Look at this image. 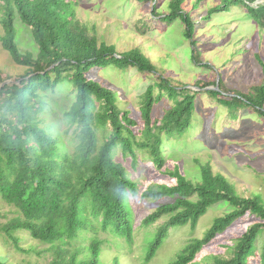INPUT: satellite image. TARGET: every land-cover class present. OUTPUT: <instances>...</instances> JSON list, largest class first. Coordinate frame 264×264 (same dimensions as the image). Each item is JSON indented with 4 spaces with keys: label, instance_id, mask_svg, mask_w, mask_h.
I'll use <instances>...</instances> for the list:
<instances>
[{
    "label": "trees",
    "instance_id": "trees-1",
    "mask_svg": "<svg viewBox=\"0 0 264 264\" xmlns=\"http://www.w3.org/2000/svg\"><path fill=\"white\" fill-rule=\"evenodd\" d=\"M164 1L169 11L165 18L170 21L180 18L185 23V35L193 45L196 63L202 62L203 51L197 47L194 10L206 7L201 20L209 26L214 15L239 6L264 29V1ZM75 3V0H0L2 46L16 63L26 67L16 80H11L13 75L0 68V194L20 212L1 229L19 249L22 247L15 234L18 229L28 230L34 239L48 244L46 251L52 257L47 264H105L101 260L105 239L97 234L99 225L129 242L134 239L128 206L129 195L137 191V181L115 158L117 148L120 146L125 155H130L134 165L136 148L147 149L153 162L162 166L164 139L181 136L191 126L200 91L216 86L219 81V90H205L219 104L235 113L249 108L264 117V83L254 84L244 92L227 87L221 76L217 80L216 75L210 80H198L195 86L199 91L179 85L174 77L157 73L156 66L139 46L120 50L100 38L97 25L89 27L79 18ZM184 4L191 9L184 8ZM158 5L155 3L152 9L157 16L161 15L157 12ZM16 14L30 27L38 45L37 53L19 46ZM256 57L264 74V58L259 53ZM110 65L120 69L137 67L156 76L142 95L144 128L139 139L133 130L137 121L130 110L117 104L115 91L88 77L93 68ZM5 80L11 81L2 85ZM62 81L72 83L75 94V100L65 113L67 122L74 125L76 131L77 144L72 153L60 152L56 138L40 125V114L49 111L45 108L44 93L55 92ZM156 87L162 91L157 95ZM164 94L174 103L161 117L153 118L154 105ZM100 131L103 133L99 134ZM168 174L174 179L173 183L148 186L142 192V196L148 198H171L143 218V223L149 225L167 216L157 228L145 261L155 256L172 227L190 225L195 228L211 206L225 201L232 208L217 216L202 237L193 238L166 264H249L260 234H263L261 264H264V200L259 194L242 196L234 184L222 173L214 172L209 163L201 165V176L196 182L178 167ZM247 213L255 214L259 220L237 239L229 257L214 255L212 261L203 263L195 260L217 234ZM89 223L93 235L84 244L79 230L87 228ZM119 260L120 257L115 256L113 264H120ZM0 264L6 262L0 261Z\"/></svg>",
    "mask_w": 264,
    "mask_h": 264
},
{
    "label": "rangeland",
    "instance_id": "rangeland-1",
    "mask_svg": "<svg viewBox=\"0 0 264 264\" xmlns=\"http://www.w3.org/2000/svg\"><path fill=\"white\" fill-rule=\"evenodd\" d=\"M75 2L79 18L89 27L97 25V35L100 38H104L109 44H115L120 50L139 46L156 66L157 73L174 77L179 85L190 86L189 88L199 91L195 86L198 80H210L216 75L217 80L221 76L227 87L244 92L254 84L264 83L263 70L256 57V53H259L264 58V29L244 8L238 6L232 11L214 15L212 22L208 23L209 26L201 20L206 7L193 11V18L198 27L197 47L203 51L202 62L196 63L193 59V45L185 35L183 20L178 18L170 21L165 18L169 12L166 1ZM155 3L159 4L157 12L161 15L153 13ZM185 7L188 5L184 4ZM188 8L191 9L190 6ZM1 14L0 8V17ZM15 26L19 46L37 53L38 45L34 41L32 31L21 21L18 14L15 16ZM3 33L4 29L0 24V37ZM0 68L13 75L11 80L18 79L26 70L25 66L16 63L3 48L1 38ZM88 77L115 91L117 104L122 109L130 110L131 116L137 121L133 130L137 139L141 138V130L144 128L141 113L142 95L156 80L155 74L143 72L137 67L120 69L110 65L93 68ZM205 88L197 95V108L191 126L181 136L164 139L165 159L162 166L153 162L147 149L136 148L137 163L134 165L132 157L125 155L120 146L117 148L115 158L128 168L131 178L137 181V191L129 195L131 206H128L134 239L129 242L127 238L104 230L99 225L97 234L105 239L101 250V260L105 264H113L115 256L120 257V264H166L172 261L189 241L202 237L217 216L232 208L223 201L211 206L195 228L190 225L172 227L155 256L145 261L151 241L156 237L157 228L166 221L167 216H162L149 225L143 223V218L156 210L159 204L171 198H148L142 196V192L148 186L173 183L174 179L168 171L176 167L196 182L201 176V165L209 163L214 172L222 173L234 184L239 194L246 197L259 194L264 200V117L249 108L235 113L219 104L205 92ZM154 92L157 95L162 91L156 87ZM43 100L45 108L49 111L40 114V125L56 138L60 152H74L77 144L75 126H70L65 116L75 100L73 84L60 82L55 92L44 93ZM173 103V100L164 94L154 105L153 118L161 117ZM99 142H102L100 135ZM19 214L18 208L7 203L0 194V261L6 264H47L52 257L50 252L46 251L48 244L34 239L28 230L18 229L15 234L19 237L18 243L22 250L16 247L13 240L1 229L3 224ZM258 220L259 217L252 213L238 218L217 234L198 253L195 260L203 263L212 261L214 255L229 257L237 239ZM91 228L89 223L87 228L79 230L80 240H85L84 244L93 235ZM262 244L263 234H260L252 248L249 264H261Z\"/></svg>",
    "mask_w": 264,
    "mask_h": 264
},
{
    "label": "water",
    "instance_id": "water-1",
    "mask_svg": "<svg viewBox=\"0 0 264 264\" xmlns=\"http://www.w3.org/2000/svg\"><path fill=\"white\" fill-rule=\"evenodd\" d=\"M10 80H5V81H3L2 82V85H4L5 83H7V82H9ZM217 89V90H219V87H218V82H217V84H216V86H213V87H206L205 89Z\"/></svg>",
    "mask_w": 264,
    "mask_h": 264
}]
</instances>
